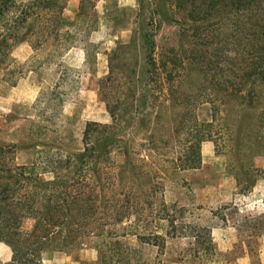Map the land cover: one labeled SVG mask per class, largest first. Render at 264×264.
<instances>
[{
    "label": "rangeland",
    "instance_id": "374dc122",
    "mask_svg": "<svg viewBox=\"0 0 264 264\" xmlns=\"http://www.w3.org/2000/svg\"><path fill=\"white\" fill-rule=\"evenodd\" d=\"M217 14L198 23L205 37L191 38L166 0H0V38H9L0 49V164L49 170L94 148L129 195L112 259L102 260L94 237L43 253L41 264H264V233L246 227L264 212V112L219 103L223 88L197 87L195 71L147 73L143 32L155 59L207 46L219 78L218 62L237 46Z\"/></svg>",
    "mask_w": 264,
    "mask_h": 264
},
{
    "label": "trees",
    "instance_id": "16d2710c",
    "mask_svg": "<svg viewBox=\"0 0 264 264\" xmlns=\"http://www.w3.org/2000/svg\"><path fill=\"white\" fill-rule=\"evenodd\" d=\"M166 1L191 38L196 33L203 35L202 38L206 36L205 27L198 23L208 22L215 12L220 15L219 22L228 19L231 29H236L232 34L237 48L232 56L225 51L224 62H218L223 65V72L216 78L217 71L212 67L215 62L205 55L207 46L184 60L164 56L155 59V41L143 32L147 73L171 74L179 67L186 72L195 71L200 77L197 87L223 88L219 103L230 101L247 110L264 112V0ZM8 39L0 38V49L7 46ZM154 83L157 85V81ZM111 144L104 142L107 147ZM83 150L70 154L62 160V165L48 162L49 170H37L34 163L28 162L14 168L0 164V241L11 248L12 257L19 264H41L43 253L91 246L94 237L99 239L95 246L101 251L103 261L122 250L121 234L115 226L128 218L129 195L124 192L127 187L118 186L123 184L124 176L117 174L112 178L105 170L108 161L93 155L94 148L91 152L90 148ZM62 167L70 174L59 176L56 169ZM46 172L53 174L50 181L43 177ZM27 220L32 221L29 229L24 227ZM246 227L252 231L249 236L264 233V212L251 218ZM104 246L107 249L102 251ZM211 247L212 238L208 234L205 249Z\"/></svg>",
    "mask_w": 264,
    "mask_h": 264
},
{
    "label": "crops",
    "instance_id": "0c3cea01",
    "mask_svg": "<svg viewBox=\"0 0 264 264\" xmlns=\"http://www.w3.org/2000/svg\"><path fill=\"white\" fill-rule=\"evenodd\" d=\"M203 150H204V147H203ZM205 153H206V158H209V146L208 144H206L205 146ZM0 252L4 253L5 255V258L3 259V262H9L12 260V251H11V248L0 241Z\"/></svg>",
    "mask_w": 264,
    "mask_h": 264
}]
</instances>
